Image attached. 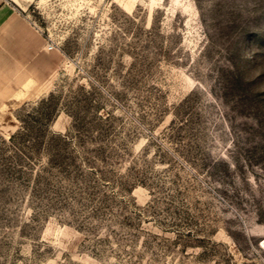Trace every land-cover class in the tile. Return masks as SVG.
I'll use <instances>...</instances> for the list:
<instances>
[{
	"label": "rangeland",
	"instance_id": "rangeland-1",
	"mask_svg": "<svg viewBox=\"0 0 264 264\" xmlns=\"http://www.w3.org/2000/svg\"><path fill=\"white\" fill-rule=\"evenodd\" d=\"M16 13L41 91L0 112V264H264V0Z\"/></svg>",
	"mask_w": 264,
	"mask_h": 264
},
{
	"label": "crops",
	"instance_id": "crops-1",
	"mask_svg": "<svg viewBox=\"0 0 264 264\" xmlns=\"http://www.w3.org/2000/svg\"><path fill=\"white\" fill-rule=\"evenodd\" d=\"M34 0H0V37L4 38H16L15 33L24 34L23 43L33 41V34L28 27L23 25L20 19L17 17L16 11L24 13L29 3ZM19 69V63L15 60L9 59L6 53L0 48V80L4 77L10 76V80L3 88H0V93H5L7 89L13 90V94L10 93L9 97L5 101L11 100L13 104L14 98L18 97L19 102L25 99H29L31 96L41 91V86L37 85L30 73L22 72ZM4 98V97H3Z\"/></svg>",
	"mask_w": 264,
	"mask_h": 264
},
{
	"label": "bare ground",
	"instance_id": "bare-ground-1",
	"mask_svg": "<svg viewBox=\"0 0 264 264\" xmlns=\"http://www.w3.org/2000/svg\"><path fill=\"white\" fill-rule=\"evenodd\" d=\"M10 93L13 94V90L12 89H11V91H10V89H7L5 93L4 92L3 93H0V110H2L3 108H5L4 104H5V101L6 100H9L7 98L9 97ZM17 103L19 104L18 97L14 98V100H13V104H15V106H16Z\"/></svg>",
	"mask_w": 264,
	"mask_h": 264
}]
</instances>
